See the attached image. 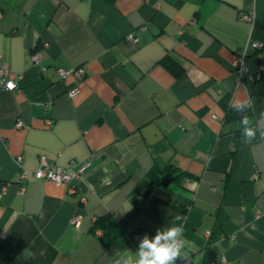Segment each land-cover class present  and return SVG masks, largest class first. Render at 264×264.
<instances>
[{"label": "crops", "instance_id": "crops-1", "mask_svg": "<svg viewBox=\"0 0 264 264\" xmlns=\"http://www.w3.org/2000/svg\"><path fill=\"white\" fill-rule=\"evenodd\" d=\"M254 41L264 0H0V54L21 76L0 90V264L135 260L145 236L173 225L186 240L176 264H264ZM244 103L251 141L244 115L225 119ZM40 156L87 166L69 184L28 174L21 193L14 178Z\"/></svg>", "mask_w": 264, "mask_h": 264}, {"label": "built area", "instance_id": "built-area-1", "mask_svg": "<svg viewBox=\"0 0 264 264\" xmlns=\"http://www.w3.org/2000/svg\"><path fill=\"white\" fill-rule=\"evenodd\" d=\"M245 19H247V16H244ZM128 38L130 40H134L132 35H129ZM252 47L254 49L261 50L264 48V42L261 41H254L252 43ZM33 65L37 66L40 63V55L39 53H35L32 56ZM233 68L235 73L239 76L244 70H245V57L244 55L238 56L235 61L233 62ZM57 73L61 78L66 77L68 74L73 73L78 78H81L83 76V71L81 69L77 70H62L57 69ZM21 78L20 75L15 74L8 65L4 62L3 56L0 54V90H12L16 88L17 81ZM76 89H71L68 91V95L72 96L74 94ZM17 126H22V121H17ZM21 157L18 156L16 158L17 164L21 163ZM86 164H79L76 161H70L66 167H53L47 160L45 156H40L38 160V166L35 170L31 172L27 171H21L19 175H17L14 178V182L20 183V191L21 193H24L25 187H24V181L26 180L28 174H31V176L35 179H47L50 181H53L55 183H63V184H69L73 180L81 179ZM254 178L256 175L253 176ZM5 187H2V190H4ZM70 223L74 225L75 227H78L80 224V216L79 215H73V217L70 220ZM98 233L99 231L96 230ZM224 261V259H222ZM182 264H187V262H183Z\"/></svg>", "mask_w": 264, "mask_h": 264}, {"label": "clouds", "instance_id": "clouds-1", "mask_svg": "<svg viewBox=\"0 0 264 264\" xmlns=\"http://www.w3.org/2000/svg\"><path fill=\"white\" fill-rule=\"evenodd\" d=\"M245 107H251L244 103L237 106L238 112H243ZM264 117V113L261 114ZM243 136L251 141L256 136V129L251 126V121L245 116L242 118ZM264 136V131H261ZM130 209V208H129ZM184 229L180 225H173L163 231H157L153 239L147 236L143 238L139 245L137 253L138 259L133 260L131 255L126 253L127 258L117 261V264H176L178 257L182 255V249L185 248L186 240L184 238Z\"/></svg>", "mask_w": 264, "mask_h": 264}, {"label": "trees", "instance_id": "trees-1", "mask_svg": "<svg viewBox=\"0 0 264 264\" xmlns=\"http://www.w3.org/2000/svg\"><path fill=\"white\" fill-rule=\"evenodd\" d=\"M109 2H113L114 0H107ZM237 107H233V108H229L227 113H226V116H225V119L226 120H230V119H233V118H237V117H241V116H246V111H247V107L244 108L243 112H238L236 110ZM98 226V222L96 224H94L93 228L97 227Z\"/></svg>", "mask_w": 264, "mask_h": 264}]
</instances>
